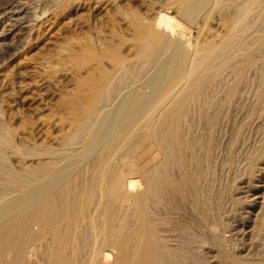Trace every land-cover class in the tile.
Listing matches in <instances>:
<instances>
[{
  "label": "rangeland",
  "instance_id": "374dc122",
  "mask_svg": "<svg viewBox=\"0 0 264 264\" xmlns=\"http://www.w3.org/2000/svg\"><path fill=\"white\" fill-rule=\"evenodd\" d=\"M181 1L0 0V152L5 159L6 173L0 179L8 176L31 182V173L46 161L45 152L40 155L39 151L67 148L65 138L85 112L81 98L90 96L84 83L104 72H113L114 65L103 59L104 53H119L129 64L136 63L133 24L136 20L150 25L171 24V28L166 26L170 30L169 44L180 47V42L186 41L183 44L189 47V63L195 71H200L204 63L200 51L209 43L222 45L232 25L227 23L226 15L233 8L210 9L191 26L178 13ZM218 1L220 6L249 7L246 15L234 16V19L245 18L250 28L238 40L251 41L264 32V24H258L264 13V0ZM157 57L140 78L127 73L124 78L127 84L115 91V103L126 88H129L127 91L131 88L150 91L143 83L155 73L164 54ZM263 59L264 52L259 55L258 66L247 72L240 94L224 111L227 88L242 67L238 60L218 84L205 90L199 104L189 110L184 133L191 145L186 149L185 158L204 171L197 189L209 198L211 227L202 225L189 200L181 205H165L159 213L170 221L169 227L161 232L165 243L172 253H194L196 261L191 264H223L211 243V235L219 237L225 251L237 258L227 264H264V106L257 98L262 89ZM181 82L186 83V79ZM209 145L212 148L208 154ZM17 148H24L28 154L18 155ZM183 173L178 170L174 175L179 178ZM131 178L137 185L136 190H143L142 181ZM92 235V229L85 231L81 240L83 254L79 258L82 261L76 264H89ZM46 248L45 244L30 246L28 264H47L43 254ZM111 257L112 264L115 254Z\"/></svg>",
  "mask_w": 264,
  "mask_h": 264
},
{
  "label": "bare ground",
  "instance_id": "6f19581e",
  "mask_svg": "<svg viewBox=\"0 0 264 264\" xmlns=\"http://www.w3.org/2000/svg\"><path fill=\"white\" fill-rule=\"evenodd\" d=\"M231 7L233 11L226 13L227 23L232 24L230 33L221 41L222 45L209 43L200 51L204 57L200 71H195L189 63L186 41L180 42V47L169 44L170 30L166 26L171 24L164 26L162 22L150 25L136 20L133 23L136 63L129 64L119 53H104L103 59L114 65L113 72H104L84 83L90 96L81 98L85 112L66 136L67 148L39 151L40 155L45 152L46 161L31 173V182L8 176L0 179V264H28L27 251L37 244L47 245L43 253L47 264H76L82 261L79 260L81 240L88 229L93 230L94 237L89 264H111L112 253L115 254L112 264L196 261L194 253L171 252L161 235L170 221L161 216L159 209L189 200L202 225L210 226L209 198L197 189L204 171L185 158L191 143L184 127L191 106L199 104L205 90L218 84L238 60L242 67L227 88V102L222 111L236 99L247 72L259 64V55L264 52V32L251 41L238 40L250 30L245 18L234 19L236 15L248 13L249 7L244 5L220 6L218 0H182L178 7V13L190 25L196 24L210 9ZM258 24H264V13ZM161 53L164 57L157 69L153 67L155 73L143 83L150 91L132 88L127 91L129 88H126L115 103V91L127 84L124 80L127 73L140 78ZM182 79L186 83L182 84ZM261 79L262 89L257 98L264 106V69ZM211 148V145L207 147L208 154ZM16 152L20 156L28 154L24 148H17ZM4 163L0 152V176L6 175ZM178 170L184 171L179 178L174 175ZM132 176L142 181L144 188H139L143 190H136ZM210 238L223 264L237 259L225 251L219 237L211 235Z\"/></svg>",
  "mask_w": 264,
  "mask_h": 264
}]
</instances>
